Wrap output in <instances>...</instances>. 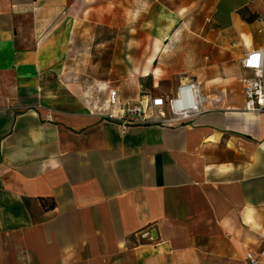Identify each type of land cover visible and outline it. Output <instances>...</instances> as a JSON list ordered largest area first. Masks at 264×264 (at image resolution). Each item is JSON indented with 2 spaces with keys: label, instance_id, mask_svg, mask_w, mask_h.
Segmentation results:
<instances>
[{
  "label": "crops",
  "instance_id": "0c3cea01",
  "mask_svg": "<svg viewBox=\"0 0 264 264\" xmlns=\"http://www.w3.org/2000/svg\"><path fill=\"white\" fill-rule=\"evenodd\" d=\"M129 1L101 7L109 39L136 45L99 83L63 72L83 0H0V264H247L264 246V114L244 110L240 63L264 47V0H159L122 24ZM185 81L204 96L190 119L96 113L109 90L134 103Z\"/></svg>",
  "mask_w": 264,
  "mask_h": 264
},
{
  "label": "built area",
  "instance_id": "2783aa9c",
  "mask_svg": "<svg viewBox=\"0 0 264 264\" xmlns=\"http://www.w3.org/2000/svg\"><path fill=\"white\" fill-rule=\"evenodd\" d=\"M240 63L243 69L252 73L241 78L244 110L264 114V47L246 52ZM203 101L199 85L185 81L177 85L172 96H150L134 103L119 101L117 91L109 90L106 104L111 110H96V113L123 128L145 123L170 125L201 114ZM245 259L247 264H264V246L256 252L247 251Z\"/></svg>",
  "mask_w": 264,
  "mask_h": 264
},
{
  "label": "rangeland",
  "instance_id": "374dc122",
  "mask_svg": "<svg viewBox=\"0 0 264 264\" xmlns=\"http://www.w3.org/2000/svg\"><path fill=\"white\" fill-rule=\"evenodd\" d=\"M83 1V4H81L82 10H77L78 32L75 39L70 43L63 72L69 80H79L81 77L88 76L89 79L103 83L101 79L104 80L107 75L109 61L112 54L115 53L113 51L116 50L119 53L120 61L123 62L121 66V70L123 71L126 52L132 48V45H136V42H115L114 39L110 40L109 38L115 37V31L97 23L98 20L102 21L104 16L109 13L106 8L101 7H109L110 0ZM157 1L159 0H130V8L134 7L135 9L133 11L132 9L130 11L119 10L118 14L120 16H118V19L122 24L126 23L127 20L129 21V25L134 24L132 16L126 18L125 15L136 14V19V17L145 12L149 3ZM137 2H140V4L136 5L135 3ZM160 2L164 3L166 11L167 9L174 10L175 4H177V0H160ZM107 38L108 40H104ZM145 45L147 47L149 43H145ZM95 63L98 64L95 65ZM115 79L117 77L109 78L112 83H108L106 86H113L124 82L121 78H118L120 81H115ZM104 91L106 90L100 92L101 97Z\"/></svg>",
  "mask_w": 264,
  "mask_h": 264
},
{
  "label": "trees",
  "instance_id": "16d2710c",
  "mask_svg": "<svg viewBox=\"0 0 264 264\" xmlns=\"http://www.w3.org/2000/svg\"><path fill=\"white\" fill-rule=\"evenodd\" d=\"M42 203H43V206L45 207V208H49V207H51L52 206V203H49V204H47V206L45 205V201L44 200H42Z\"/></svg>",
  "mask_w": 264,
  "mask_h": 264
}]
</instances>
